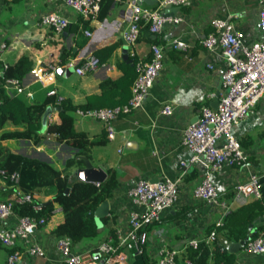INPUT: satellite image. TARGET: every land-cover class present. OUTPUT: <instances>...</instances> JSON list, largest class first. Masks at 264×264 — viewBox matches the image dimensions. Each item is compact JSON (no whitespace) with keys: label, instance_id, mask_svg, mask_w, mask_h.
<instances>
[{"label":"crops","instance_id":"obj_1","mask_svg":"<svg viewBox=\"0 0 264 264\" xmlns=\"http://www.w3.org/2000/svg\"><path fill=\"white\" fill-rule=\"evenodd\" d=\"M140 3L151 6L143 1ZM259 8L260 0H187L172 10L174 14L181 15V20L166 22L162 30L151 35L155 41H150L143 33L135 43L128 45V56L124 58L122 30L128 23L129 0H103L98 12L104 14L102 18H98V14L84 17L63 0H0V44H5L0 47V74L3 66L14 62L21 54L31 56L32 68L21 80L33 91V98L29 100L23 94H17L24 102L30 103L48 96V86L38 81L37 71L49 69L51 64L64 66L60 72L54 70L51 86L56 93L52 95L56 100L61 96L62 100L79 105L68 111L73 117L74 127L86 132L91 139L104 140L94 144L87 157L93 165L102 167L106 175L107 168H113L118 179L112 196L107 198L109 212L98 234L73 244L74 253L91 254L95 259H101V255L95 257L99 254L96 249L93 251L96 245L114 229H126L130 212L142 209L131 199L129 189L142 178L152 180L178 176L182 168L180 160H187L190 156V150L181 142L184 128L199 115L202 106L216 107L215 96L219 100L222 90L221 73L226 61L219 51L208 50L202 39L214 31L212 20L216 17L228 20L241 30L245 42L260 38L256 26ZM48 11L58 12L69 19L61 33L52 26L40 24L41 15ZM85 30H90L91 34L87 35ZM176 38L184 40L186 48L172 46L171 41ZM152 42L164 49L162 67L141 105L113 120L116 132L109 139L102 120L80 116L75 110L78 107L114 105L113 102L120 97L123 103L127 102L137 75L135 62L151 57ZM132 50L134 54H131ZM91 54L99 59L94 70L84 74H78L74 69L66 72L67 61H78ZM109 79L119 82L122 89H105L110 82L105 87L101 83ZM165 104L172 106L168 114L161 111ZM51 107L47 121L58 118V107ZM232 130L244 148L246 160L240 165H223L211 171V179L218 187L225 206L194 196L193 189L204 176L206 167L200 162L188 163L178 186L176 202L147 226V241L139 249L131 244L120 247L126 254V261L122 264H146L144 254L156 264L161 247L177 248L174 264H186L190 241L206 239L209 226H216V232L233 241L247 240L264 232V95L257 100L253 111L235 123ZM24 141L30 144L34 155L58 168H62L66 159L76 151L69 144L57 141L53 134H47L38 146L25 139L3 140L2 143L22 153L17 147ZM37 150L44 156L38 155ZM83 165H73L70 172L76 173V169ZM252 172L260 176L261 195L257 198L247 196L244 201H239L234 197L235 185L247 179ZM0 183L3 182L0 180ZM36 192L41 202L51 196L44 190ZM52 205L55 212L46 222L27 239L18 240L16 248L22 252L18 264H66L56 247L59 235L52 231L63 214L57 203ZM248 211L255 213L248 221L245 236H229L225 228L217 224L226 217L237 221L240 212L246 214ZM15 221L16 217L12 216L4 221V225L9 227ZM238 231L239 228L234 229V233ZM216 240L220 243L217 237ZM32 242L42 245L45 250L43 256H32L26 252ZM243 245L238 251H229L221 245L229 253L228 264H264V253L247 252ZM8 248H4L5 259L10 252ZM213 261L214 258H210L209 264Z\"/></svg>","mask_w":264,"mask_h":264},{"label":"built area","instance_id":"obj_2","mask_svg":"<svg viewBox=\"0 0 264 264\" xmlns=\"http://www.w3.org/2000/svg\"><path fill=\"white\" fill-rule=\"evenodd\" d=\"M65 4L79 12L84 17H94L98 14L102 0H63ZM187 0H157L154 7L143 6L140 2L129 0L130 14L128 23L122 30V38L127 44L137 40L139 30L144 22H149L151 32L162 30L165 22H177L182 19L178 14H165L166 4L180 6ZM69 19L55 11H48L41 15L40 24L52 26L62 30L68 25ZM214 31L203 37L204 46L210 51H219L226 61V67L221 73L222 90L216 107L204 105L200 108L199 117L188 123L183 130L181 142L190 150L187 160H180L182 167L178 176L171 178L164 176L156 180L139 179L128 191L131 199L141 205L142 209L130 212L127 228H116L106 238L96 245L97 252L102 256L95 259L91 254L74 253L72 241L68 236L59 235L56 247L60 250L66 264H122L126 261V254L120 247L131 244L139 249L147 241V226L158 220L164 209L176 202L178 186L185 173L188 163L200 162L206 167L202 179L193 189V194L198 199L211 200L216 204L225 206L220 198V191L211 179V171L223 165H240L246 160V153L240 140L233 133V126L247 116L254 109L257 100L264 95V0H260L258 20L256 26L260 31V38L251 42L244 41V34L226 19L216 17L212 20ZM87 35L90 30H85ZM171 45L186 48L187 44L182 39H174ZM5 44L1 43L0 47ZM151 57L139 59L135 62L137 75L131 87V96L127 102L112 106L76 108L80 116L100 119L105 124L106 135L112 139L115 135L113 120L121 113H127L141 105L147 95L154 79L162 67L164 49L157 43L150 46ZM131 54H134L133 50ZM98 57L88 55L78 61L69 60L65 64L73 66L78 74L94 70L98 65ZM60 60L57 62V64ZM211 66V64H210ZM55 64L49 69L37 71L38 81L48 86L47 95L56 93L51 86L54 78ZM4 85L8 92L23 94L29 100L33 98V91L23 84L21 79L15 77L5 78ZM61 96H58L59 101ZM161 111L170 113L171 104H165ZM3 173L4 170L0 169ZM260 176L252 172L248 178L235 185L234 197L244 201L247 196L260 197ZM13 188L6 199L0 200V241L6 247L12 248L7 255V264H18L22 252L16 248L19 239H27L36 228L43 225L46 217H35L30 214L18 215L14 211V204L32 202L35 209L40 207L36 191H24L18 185V173L10 174ZM59 209H61L58 204ZM52 215L55 212L53 205ZM15 216L13 225L6 227L4 221ZM222 221L217 224L220 225ZM216 229H212L206 237L211 242L216 239ZM196 238L190 245L196 246ZM247 252L264 253V232L251 237L243 245ZM26 252L32 256H43L45 250L38 242L28 244ZM178 249L174 247H161L158 251L157 264H174ZM186 264H194L187 259Z\"/></svg>","mask_w":264,"mask_h":264},{"label":"trees","instance_id":"obj_3","mask_svg":"<svg viewBox=\"0 0 264 264\" xmlns=\"http://www.w3.org/2000/svg\"><path fill=\"white\" fill-rule=\"evenodd\" d=\"M155 5L153 4L150 7ZM103 15L101 12L98 13V18H102ZM141 27L143 29L140 28L137 39L145 33L147 39L155 41V38L151 36L154 32L150 31L149 22H144ZM65 51L69 50L66 49ZM61 61H63V58ZM32 65L33 58L28 54H21L14 62L3 66L0 74V169L4 170L3 173L0 172V180L3 182L0 183V196H2L0 200L6 199L12 190L13 182L10 179V174L17 172L18 185L24 191L44 190L50 193L51 196L47 201L41 202L40 207L37 209L33 207L32 202H23L14 204V211L18 215L30 214L35 217L49 218L50 206L53 202L59 204L63 218L52 228V231L57 235L68 236L73 246V244H79L83 240L98 234L94 220L95 208L103 199L112 196L118 185V179L115 170L111 167L107 168V175L103 181L98 183L80 179L75 172H70L73 165H83L84 163L83 159L76 157V155L88 156L90 148L94 144L104 141L103 139H91L86 132L77 130L74 127L73 117L68 111L79 105H73L62 99L57 101L53 95L46 96L42 101L26 103L17 93L8 92L4 85L5 78L22 79L26 72L31 70ZM107 82H110L108 86ZM101 84L104 87L107 86L105 89H113L114 87L119 88V91L122 89L120 83L115 79L106 80ZM122 101L120 97L113 104L123 103ZM48 105L58 107L56 109L58 118L48 120L45 132L42 133L40 132L41 117ZM47 134H53L57 141L65 142L76 148L74 156L66 159L62 168H58L53 163L38 157L16 152L7 144L2 143L3 140L18 141L19 139H25L30 140L34 146H38ZM254 213L251 211L246 214L240 212L237 221L228 220V217H226L221 223V227L225 228L229 236H245L248 221ZM214 227L216 226H209L208 232ZM235 228L240 229L239 233H234ZM1 247H3V244L0 241ZM4 247L6 246L4 245ZM9 250L12 251V248ZM228 256L229 253L221 247L216 239L211 242L206 241V239L200 240L196 246L190 245L187 252V257L194 264H209L210 258H214L212 264H228ZM143 257L146 264H155L148 255L144 254Z\"/></svg>","mask_w":264,"mask_h":264},{"label":"water","instance_id":"obj_4","mask_svg":"<svg viewBox=\"0 0 264 264\" xmlns=\"http://www.w3.org/2000/svg\"><path fill=\"white\" fill-rule=\"evenodd\" d=\"M146 2L150 5H153L157 2V0H137V2ZM179 6L176 5H171V4H166L164 7V13L167 15H171L174 12L172 10L174 9H178ZM166 24V22H165ZM123 41V45H122V52H123V57L126 58L128 56L127 51H128V44L126 42L125 39L122 38ZM65 67L62 65H58L55 68L56 72H60L61 70H64ZM74 67L73 66H68L66 68V72H70L73 71ZM217 95L219 94V92L217 91L216 93ZM216 99V103H218V98L217 96H215ZM52 112V107L51 105L46 106L44 112L42 113V117H41V127H40V132H45L46 126H47V119H48V115ZM199 117V115L195 116V118L193 119L196 120ZM29 156L32 157H37L36 155H34L33 153L30 154ZM74 156V154L71 155V157ZM76 157L82 158L84 161V165L81 167H78L76 169V174L77 177L86 181H92V182H101L103 181V179L106 176V171L100 167V166H95L93 165L89 158L85 155H76ZM41 159V158H40ZM157 178H152V180H156ZM109 212V201L108 199H103L95 208L94 211V220L97 226V231L102 227L103 225V218L108 214ZM251 226V224H249V227ZM216 237L219 240V242L221 243V245H223L225 248H227L229 251H238L239 248L244 244L245 239L242 238L240 240H230L226 235H224L221 232H217L216 233ZM100 254H96L95 257H98Z\"/></svg>","mask_w":264,"mask_h":264},{"label":"rangeland","instance_id":"obj_5","mask_svg":"<svg viewBox=\"0 0 264 264\" xmlns=\"http://www.w3.org/2000/svg\"><path fill=\"white\" fill-rule=\"evenodd\" d=\"M28 87V86H27ZM21 95V94H20ZM17 149L22 152V153H27V154H32L34 151H32V147H30V144L28 142H20ZM36 152V151H35ZM37 154L44 156L42 151L37 150ZM2 198V196H0V199ZM6 248L8 247H1L0 248V264H5L6 263V252L4 251ZM5 260V261H4Z\"/></svg>","mask_w":264,"mask_h":264}]
</instances>
